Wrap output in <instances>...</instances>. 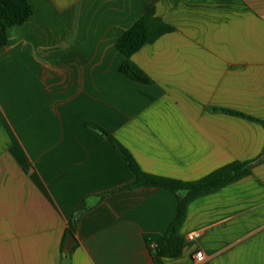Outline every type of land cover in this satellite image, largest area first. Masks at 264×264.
<instances>
[{"label":"crops","instance_id":"0c3cea01","mask_svg":"<svg viewBox=\"0 0 264 264\" xmlns=\"http://www.w3.org/2000/svg\"><path fill=\"white\" fill-rule=\"evenodd\" d=\"M27 1L0 47V264H264V0ZM149 9L172 32L130 57L139 83L116 43ZM88 124L157 177L254 163L192 198L181 255L158 257L177 195L119 190L133 175Z\"/></svg>","mask_w":264,"mask_h":264},{"label":"trees","instance_id":"16d2710c","mask_svg":"<svg viewBox=\"0 0 264 264\" xmlns=\"http://www.w3.org/2000/svg\"><path fill=\"white\" fill-rule=\"evenodd\" d=\"M31 16L32 8L27 0H0V47H4L7 43V30L22 26ZM170 32H172V28L157 18L153 9H149L116 43V48L125 57L119 67V72L136 82L150 83V79L130 62V57L144 45L151 44ZM261 123L264 125V122ZM88 127L97 130L110 141L114 148L120 152L133 175V181L119 190H134L140 187L162 188L177 195L178 205L171 225L162 236L149 241V245H154L153 254L158 257L173 259L181 255L184 240L179 235V230L186 216L187 204L192 198L238 180L247 173L249 166L254 163H232L195 182H181L157 177L144 173L130 153L103 128L94 124H88ZM114 192L116 191L108 194ZM182 193L184 195H181ZM84 209L85 205L82 204L76 216L70 221L67 234L74 236L79 215Z\"/></svg>","mask_w":264,"mask_h":264},{"label":"water","instance_id":"95a60500","mask_svg":"<svg viewBox=\"0 0 264 264\" xmlns=\"http://www.w3.org/2000/svg\"><path fill=\"white\" fill-rule=\"evenodd\" d=\"M73 246H74V237L73 235L71 234H68L67 235V238H66V242H65V245H64V253L66 255H69L70 252L72 251L73 249Z\"/></svg>","mask_w":264,"mask_h":264},{"label":"built area","instance_id":"2783aa9c","mask_svg":"<svg viewBox=\"0 0 264 264\" xmlns=\"http://www.w3.org/2000/svg\"><path fill=\"white\" fill-rule=\"evenodd\" d=\"M199 237V233H191L190 235H188V239L189 240H193V239H196ZM194 258L197 262H201L202 259H203V256H202V253L201 252H197L195 255H194Z\"/></svg>","mask_w":264,"mask_h":264}]
</instances>
